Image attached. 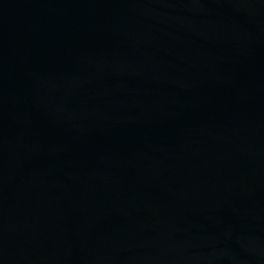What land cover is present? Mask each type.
<instances>
[{
    "label": "water",
    "instance_id": "obj_1",
    "mask_svg": "<svg viewBox=\"0 0 264 264\" xmlns=\"http://www.w3.org/2000/svg\"><path fill=\"white\" fill-rule=\"evenodd\" d=\"M0 264H264V0H0Z\"/></svg>",
    "mask_w": 264,
    "mask_h": 264
}]
</instances>
